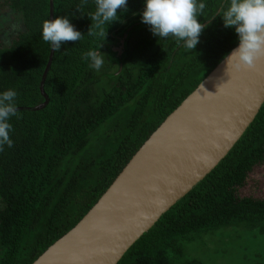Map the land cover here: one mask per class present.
<instances>
[{
  "label": "trees",
  "instance_id": "1",
  "mask_svg": "<svg viewBox=\"0 0 264 264\" xmlns=\"http://www.w3.org/2000/svg\"><path fill=\"white\" fill-rule=\"evenodd\" d=\"M224 2L205 0L198 19L206 28L186 53L174 38L159 39L141 22L143 0H128L121 20L102 28L88 17L94 0H53V19L68 16L84 35L53 52L42 85L47 103L36 109L45 101L39 84L51 47L41 25L49 19V0L0 1V9L20 21L10 42H0V92L15 89L18 108L13 146L0 151V264H31L71 229L238 44L234 29L216 14ZM89 28L96 34L89 36ZM89 50L105 55L98 72L83 59ZM105 75L109 86L99 88ZM263 165L264 101L227 154L116 264H227L224 249L234 245L247 249L228 264H264V196L252 177ZM248 184L253 189L245 191Z\"/></svg>",
  "mask_w": 264,
  "mask_h": 264
},
{
  "label": "water",
  "instance_id": "2",
  "mask_svg": "<svg viewBox=\"0 0 264 264\" xmlns=\"http://www.w3.org/2000/svg\"><path fill=\"white\" fill-rule=\"evenodd\" d=\"M237 46L164 118L83 217L31 264H116L217 165L264 101V56L235 72L226 57ZM53 52L39 84L45 101L36 109L47 103L42 85Z\"/></svg>",
  "mask_w": 264,
  "mask_h": 264
},
{
  "label": "clouds",
  "instance_id": "3",
  "mask_svg": "<svg viewBox=\"0 0 264 264\" xmlns=\"http://www.w3.org/2000/svg\"><path fill=\"white\" fill-rule=\"evenodd\" d=\"M95 11L88 15L95 28L109 26L121 20L127 11L128 0H94ZM87 3V0H81ZM140 13L141 22L149 26L150 32L159 39L174 38L177 46L186 53H193L206 25L199 21L206 8L205 0H143ZM80 11L79 7L77 8ZM119 10V13H118ZM225 28L234 29L238 46L226 57L227 68L235 72L254 67L256 61L264 56V0H225L218 7ZM87 34L96 33L91 28ZM106 36V32L99 33ZM84 34L75 28L68 16L46 19L41 25V37L53 51H59L67 41H80ZM105 55L99 50H89L83 59L89 67L100 71ZM17 91L6 89L0 92V151L5 146L11 148L13 125L11 119L17 117Z\"/></svg>",
  "mask_w": 264,
  "mask_h": 264
},
{
  "label": "rangeland",
  "instance_id": "4",
  "mask_svg": "<svg viewBox=\"0 0 264 264\" xmlns=\"http://www.w3.org/2000/svg\"><path fill=\"white\" fill-rule=\"evenodd\" d=\"M18 20L19 19L13 13H11V11H4L0 9V42L3 45H6L7 43H9L12 35H14L16 32L20 30V27H18V25L20 24V21ZM102 86L104 88L105 87L107 88L109 86V77L106 75L102 77L100 80L99 88ZM255 172H257V170H255ZM252 177L258 181V184H257L258 194L264 196V165L258 169V172L256 174H252ZM249 189H253L252 184H248L246 186L245 191L246 190L248 191ZM242 234L243 232H239L237 237L241 236ZM231 247L232 246L225 247L223 254L229 256L230 258H226V259L222 258L223 259L222 262L228 264L229 262H231V259L234 261L235 259L231 255L233 253L239 252L242 249L246 248V247L241 248V246L239 245H234L233 248ZM195 252H200V251L195 250Z\"/></svg>",
  "mask_w": 264,
  "mask_h": 264
}]
</instances>
